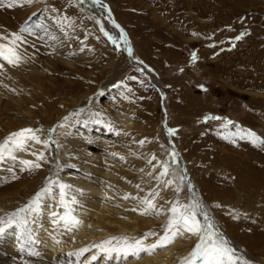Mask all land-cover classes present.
Instances as JSON below:
<instances>
[{
  "label": "rangeland",
  "instance_id": "rangeland-1",
  "mask_svg": "<svg viewBox=\"0 0 264 264\" xmlns=\"http://www.w3.org/2000/svg\"><path fill=\"white\" fill-rule=\"evenodd\" d=\"M103 1L124 29L132 56L165 94L166 123L174 130L169 137L208 214L248 254L243 260L264 264V222L257 221L264 218V144L243 138L250 130L264 140V0ZM10 3L0 0V36L8 38L0 44L19 35L15 50L25 69L15 76L18 64L0 59V143L23 128L35 130L41 142L29 141L25 150H13L14 160L0 161V181L18 175L7 199L25 202L46 183L54 154H74L81 169L61 159L65 172L99 185V172L111 173L123 199L128 196L141 213V201L153 200L160 213L141 214L148 222L138 226L157 234L146 240H156L173 203L190 202L185 184L175 183L169 169L179 162L166 146L160 93L121 45L115 48L120 38L113 42L109 36L117 29L104 8L103 17L95 9L99 3ZM87 8L100 14L102 27ZM59 43L67 50L64 58L49 52ZM25 160L41 167L26 168ZM165 165L169 173L161 176ZM168 180L173 183L165 186ZM181 241L188 252L197 242L187 232Z\"/></svg>",
  "mask_w": 264,
  "mask_h": 264
},
{
  "label": "bare ground",
  "instance_id": "bare-ground-1",
  "mask_svg": "<svg viewBox=\"0 0 264 264\" xmlns=\"http://www.w3.org/2000/svg\"><path fill=\"white\" fill-rule=\"evenodd\" d=\"M90 2L99 3V8L96 7L95 9L99 11L101 16L105 13L102 12L101 8H104V10L107 12L105 7L103 6V0H90ZM24 3V0H16V3L14 4H16V6L21 7ZM85 4L89 5L90 3L85 1ZM87 12L94 16V18L97 20L98 24L101 25V27L104 25L102 24V18L99 16L100 14L98 15L91 9H88ZM109 12L110 11H108L107 13ZM110 26L112 25L110 24ZM112 27L117 29V34L112 31L114 34H116L115 37L109 36L110 39H112V41L114 42V39H116L117 37L120 38V33L118 34V27ZM120 28H122L121 25ZM102 30H106V27H103ZM116 42L117 43H115L114 45L115 48H117L118 45L121 44L118 43V41ZM66 51L67 50L65 48V45L62 43H59L56 49L49 50L52 55L59 56L60 58L65 57ZM124 52L126 53L130 63L135 67V65L131 62L128 53L126 51ZM129 52H131V50ZM19 57L20 59L17 62L18 69L16 71H13L16 74L15 76L18 77L24 73L25 69L24 59L21 58V55ZM146 77L148 81L152 83L160 93V87L158 88L156 86L157 83L150 77V75ZM1 95L2 94H0V96ZM9 99H11V101L13 100L12 97H9ZM62 128L64 129V127ZM55 132L53 134V140L57 139V135H55ZM166 136L167 137H165V140L166 146L168 148V153L171 152V154L173 155V150H175V147L172 145L173 140L171 139V136L169 137V134H167ZM178 149L179 148H176V151ZM56 153H59V151H57ZM176 154L178 155L180 153ZM250 155L253 158H260L258 154ZM57 156L59 158L58 160ZM176 158H178L177 161L179 163L173 166L172 168H169L173 172L174 182L177 181L178 184L179 182L185 184V194L187 196L186 200H188V196H190V202L198 200L205 206V208H207L204 200L200 197L199 192L195 187L194 181L191 177L188 176L187 170L184 166L186 164H182V158ZM61 159H64L68 163L71 162L75 165H78L79 163L76 162V155L74 154H71V156L70 154H54L53 159L50 161L52 163V168L47 176L48 178L46 183H44V169L40 170L41 173L38 174L39 178L41 179L39 183H44L46 186L48 185L49 181H59L60 183L70 185L71 187L65 190L66 195L64 197V200L65 202H70L73 197L75 198L77 203L70 204V207L72 209V214L75 215L81 221V223L79 224V226L72 228L71 231L67 230L63 226V223H52L53 218L51 217L50 213L55 212L58 215H62L65 209L60 206L59 203L60 190L58 186L56 184L50 185V187L52 188V194H45L42 197L39 214L34 212L29 213L27 210L19 213L17 220L27 218L28 223L21 227H16L15 225H13L12 227L6 228L3 234H0V264H9V261L15 259L17 261L14 262V264H179V259L189 253L182 246L181 236L184 234V232L180 236H178L175 241L170 245L162 248H157L152 253L141 252L139 256L130 255L127 259L121 258L119 260H117L114 256L113 258L108 259L104 256V254L99 253L98 249L92 247L93 244H97L110 237H128L129 242H132V238H140L144 235V231H142L141 228L138 226V222L147 223L148 221L142 218L141 209H138L135 204L123 199V195L122 193H120L121 187L119 188V182L116 176L112 175L109 172L100 171L99 176L101 177L102 182H104V185H99L94 183L92 180L86 178V176L74 177L68 172H65L62 169L63 161ZM260 159V162L264 163V156H262ZM43 160L41 162H43ZM75 165L74 167H76ZM79 165L76 168L80 167L79 169H81V166ZM17 176L18 175L13 174L9 178L7 177L4 182H2L3 180L0 181V227L3 226V221H7L9 219V216L7 214L16 212L18 209L21 208L26 209V206L31 205L32 198L36 194L34 192L31 197L25 200V202L24 200H22V202L18 203L17 205L16 202H12V200L7 199L5 194H8L7 191L15 185L14 183V185L10 184V182H12L13 180L15 182ZM179 176H184L185 178L187 176L188 179L186 178L184 179L186 180V182H182L178 179ZM189 180L192 181L193 187L189 184ZM260 180L261 185H264V178H261L260 176ZM43 185H38L40 188H37V190L40 191L42 188H44L45 186ZM11 206L12 209L10 210L9 208ZM206 211L209 212L208 209ZM213 221L216 224V219H214ZM257 221L263 224L264 218L259 217ZM220 232L223 233L222 231ZM223 235L225 239L229 242V245L236 250V255H240L239 257L242 258L243 255L244 257H246V255L244 254L245 251H243L239 245L232 241L231 237H229L225 232L223 233ZM260 235H263L264 237V232H261ZM195 237L197 240L198 237ZM155 241L156 240L148 241L145 239L144 243L147 245L152 244ZM112 243L115 244L117 243V241H113ZM86 247L89 250L87 252H84L81 256L68 255L69 253H74ZM94 255L97 256L96 260L91 259ZM253 262L254 264H260L259 262Z\"/></svg>",
  "mask_w": 264,
  "mask_h": 264
},
{
  "label": "snow or ice",
  "instance_id": "snow-or-ice-1",
  "mask_svg": "<svg viewBox=\"0 0 264 264\" xmlns=\"http://www.w3.org/2000/svg\"><path fill=\"white\" fill-rule=\"evenodd\" d=\"M24 2L31 3L32 0H24ZM12 3H16V0H12ZM12 3L9 4V7L12 6ZM240 38V36L236 37L237 40ZM7 39V37L0 36V40ZM19 39V35L13 33L12 39L9 40L8 43L0 44V59L7 61L9 64H16L19 61L20 57L15 50L16 41ZM193 56H195V54H193ZM209 118L219 119V117H206V119ZM243 138L249 139L253 144H264V140H261L250 130L244 132ZM29 141H36L37 143L41 142L36 135V131L33 129L23 128L17 132L10 133L9 136L0 143V161L6 156L14 160L15 156L12 155L13 150H25V146ZM43 143L46 144L47 141H44ZM141 143H143V141H141ZM9 144H11V147H9ZM37 158L39 160L45 159L43 154H39ZM21 163L26 168L41 167L36 161L25 160L21 161ZM168 173L169 169L167 165H165L160 175L165 176L168 175ZM178 179L184 181L185 177L179 176ZM172 183V180H168L165 186ZM52 184L58 186L60 190L59 203L60 206L65 209L62 215H58L55 212L50 213L53 218L52 223H63V226L69 231H71L72 228L79 226L81 221L72 214V209L70 207V204L77 203V201L74 197L70 202H65L64 200L66 195L65 190L71 186L60 183L59 181H49L48 185L34 195L30 206H26V209L21 208L16 212L7 214L9 219L3 221V226L0 227V234H3L6 228L12 227L13 225L21 227L28 223L27 218L17 220L20 212L27 210L29 213L34 212L39 214L42 197L45 194H52V188L50 187ZM176 190L179 191V188ZM124 198L127 199L128 196H125ZM141 204L143 205L141 214H148L149 211L153 209L156 210L157 214L161 211L160 209H156V205L153 203L152 199L142 200ZM218 206L219 205H217V207ZM168 211L171 215L168 217L167 222L162 226L163 235H160L152 244L146 245L144 243V240L147 239V237L157 235L155 232L149 231L144 233L140 238H132V242H129L128 237H110L97 244H93L92 247L98 249L99 253L104 254L108 259L113 258V256L117 260L121 258L127 259L130 255L139 256L141 252L152 253L157 248L166 247L173 243L183 232H187L193 236H197L198 239L191 251L186 256L179 259V264H247L242 257L236 255V250L229 245V242L225 239L223 233L220 232L219 228L214 223L213 218L208 214L205 206L200 201L194 200L188 204L174 202ZM198 216H202L203 221H201ZM113 241H117V243L113 244ZM88 250L89 249L86 247L74 253H69L68 255L81 256ZM91 259L96 260L97 256L94 255Z\"/></svg>",
  "mask_w": 264,
  "mask_h": 264
},
{
  "label": "water",
  "instance_id": "water-1",
  "mask_svg": "<svg viewBox=\"0 0 264 264\" xmlns=\"http://www.w3.org/2000/svg\"><path fill=\"white\" fill-rule=\"evenodd\" d=\"M95 1H98V0H95ZM103 6L105 7V9L107 10V12L109 11V5L107 3V1H103ZM108 14V15H106ZM104 16L105 18L107 19V21L112 25V26H116L119 28V33H120V41H121V44L122 45V49L124 51H126L129 55V58L131 60V62L135 65V67L141 71L142 73H144L146 76H149L150 73L146 70V68L141 64L139 63L138 60L134 59V57L132 56V53L129 52L130 51V44L128 42V39H127V35L125 34V32L123 31L122 28H120V24L117 20L114 19V17L112 15H110V12L109 13H106ZM158 88L159 86L156 85ZM160 91V102L162 103V107L164 109V118H163V126H164V130H165V133L166 134H170V128L168 127L167 123H166V109L164 107V102H163V99H164V92L162 90H159ZM172 145L175 147V150H173V155L174 156H178L176 153H180L179 151L177 152L176 151V145L175 143L172 141ZM187 178V176H186ZM188 179V178H187ZM189 184L193 187V183L191 180H189Z\"/></svg>",
  "mask_w": 264,
  "mask_h": 264
}]
</instances>
